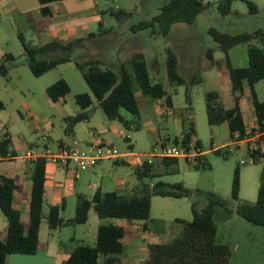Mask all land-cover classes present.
I'll use <instances>...</instances> for the list:
<instances>
[{
    "label": "rangeland",
    "instance_id": "rangeland-1",
    "mask_svg": "<svg viewBox=\"0 0 264 264\" xmlns=\"http://www.w3.org/2000/svg\"><path fill=\"white\" fill-rule=\"evenodd\" d=\"M219 0H203L208 7L196 17L192 24L175 23L171 26L167 35L154 34L152 29H146L133 33L130 27L142 22L149 21L157 15L160 8L168 0H65L70 12L78 17L85 10L97 16L102 26L101 32L95 30L96 46L93 40L85 43L84 48H77L72 53V58L80 61L86 59H100L101 69H115L130 56L128 52H140L144 55L145 63L152 82H160L172 98L174 113L161 103H157L137 93V103L141 113L140 130L126 128L115 123H110L97 107V102L90 92L86 82L76 69L73 62L60 65L50 70L43 77H34L27 66V57L23 54L20 36L28 45H38L39 24H34L26 30L20 19L5 12L7 2L0 8V53L9 52L14 60L7 62L9 69L6 78H0V135L5 129H9V135L14 138L32 137V142L39 146L46 144L43 136L51 137L52 140L60 138L63 131L60 122L54 117L53 110L45 104L44 90L49 85L63 79L69 86L70 92L65 97L66 102L56 105L58 109L64 106L69 114L76 107L74 96L88 94L93 101L94 109L100 119L94 117L95 132L104 142L111 143L118 150L119 155L131 151L127 144L131 142L132 151L141 155L146 160L153 147L155 133L158 132L160 143L173 144V138L182 130V121L185 125L195 128L196 136L203 151L202 162L196 169L184 161L177 165V174L161 178L168 183H181L184 188L192 192L190 196L175 197H150V217L146 222L150 237L157 243H169L178 238L183 231L182 225L176 220L190 222L192 220L191 206L196 205L198 210L205 206L204 194L214 193L228 203V211L219 210L214 214L216 225L215 242L225 246L228 250V264H264V227L252 224L236 214L235 209L243 203H254L257 199L261 177L264 173L263 162H251L235 149L211 150V145L220 147L227 141L228 130L226 125L210 126L207 122L205 110V97L208 93H217L223 104L230 101V82L228 76V64L237 66L240 59L247 60V45L240 44L225 54L218 43L209 34L210 29L228 35L241 33H253L264 29V0H252L258 8L256 14H249L248 9L241 1H234L230 13L222 16L217 9ZM5 9V10H4ZM121 10L125 13L122 18H117L112 12ZM157 28V27H156ZM99 34V35H98ZM259 46V45H258ZM171 51L177 59V73L186 84L170 85L166 76L167 52ZM132 53V54H133ZM131 54V55H132ZM108 60V66L103 62ZM199 81L192 84V79ZM23 91L25 98L19 94L18 89ZM257 97L264 100V79L254 86ZM30 91V92H29ZM28 102L35 108H40L53 122L54 128L45 125L42 121V130H31L25 113L24 103ZM190 107V109H186ZM126 112V111H124ZM160 112V113H159ZM18 113L22 117L19 118ZM127 113V112H126ZM29 123V124H28ZM109 124H117L125 140L120 134H115ZM152 125V126H151ZM37 128L39 126H36ZM89 127V126H87ZM92 126L90 125V128ZM152 128V129H151ZM85 127H83L82 133ZM159 144V143H158ZM84 148V147H83ZM86 149V148H84ZM245 160L244 164L240 160ZM17 164L14 161H1L0 174L10 173ZM239 171L238 200L231 198V185L235 168ZM128 173H133L129 166L123 167ZM200 191L201 195L195 194ZM73 205L68 203L65 213L61 214L66 219L72 212ZM71 217H74L71 214ZM0 218L5 222L0 211ZM114 219L101 220L93 209L88 212V220L83 225L69 226L62 229L61 233H53L48 230L47 221L41 222L40 240L53 242L60 246L86 245L93 247L99 224H105ZM144 224L143 221H136ZM75 238V240H72Z\"/></svg>",
    "mask_w": 264,
    "mask_h": 264
},
{
    "label": "trees",
    "instance_id": "trees-1",
    "mask_svg": "<svg viewBox=\"0 0 264 264\" xmlns=\"http://www.w3.org/2000/svg\"><path fill=\"white\" fill-rule=\"evenodd\" d=\"M40 13L47 18L51 15L50 6L65 0H36ZM234 1L245 4L249 14L258 12L257 5L252 0H219L217 9L220 15L230 13ZM208 4L203 0H168L160 8L157 15L149 21H142L130 27L133 33L152 29L154 34L167 35L175 23L192 24ZM117 18H122L125 13L121 10L112 12ZM157 27V28H156ZM210 36L216 41L220 49L227 54L233 47L246 44L248 65L243 68H234L228 64V76L233 94V106L225 108L217 93H208L205 97V110L207 122L210 126L226 124L232 140L245 137L246 132L239 110V100L243 94V84L250 89L252 106L257 119V127L264 129V101L257 99L254 86L264 79V29L253 33H241L228 35L210 29ZM24 54L27 57V66L34 77H41L53 68L73 62L88 85L91 94L98 102L99 108L108 120L118 121L124 127L129 128V122L121 115L126 111L136 117L139 107L136 99V91L150 99H164L168 107H171V96L160 82H152L149 77L144 55L140 52L133 53L130 58L114 69H101L97 59L83 58L76 61L72 53L80 48L83 40L76 39L70 42L57 40L43 44L37 48H30L20 36ZM259 45V46H258ZM14 60L11 54H5L0 59V78H6L9 69L7 62ZM166 76L170 85H184L186 81L177 73V59L171 52H167ZM192 79V84L198 82ZM70 92L68 84L60 79L45 89V95L53 102H58ZM76 105L82 112L64 117L65 132H69L77 123L88 118L86 112L92 104V98L88 94L74 96ZM2 104L0 103V109ZM189 109V107L187 108ZM186 122H184L185 124ZM181 138L174 139V144L184 146L189 140L194 139L192 125L187 126ZM197 142V141H196ZM197 144L200 146L199 142ZM9 142L0 141V154L6 155ZM264 158V156H262ZM162 161L175 165L178 159L163 158ZM255 162H262L257 160ZM45 160L38 159L31 164V188L28 206V220L26 226L21 222L20 213L12 206L13 193L16 184L13 179L0 177V211L7 222L6 237L0 239V264H6L7 257L12 254L35 255L43 249L39 241L40 224L44 218V182ZM264 163V162H263ZM200 164L193 165L196 169ZM137 169L142 172L146 167ZM176 173V172H175ZM239 171L235 168L231 185V198L238 200ZM191 191L184 188L181 183L168 184L162 181L156 182L151 187H142L139 194L131 197H122L113 192H101L97 190L88 200L78 197L74 217L62 221L59 217L60 208L49 207L46 216L47 227L53 231L61 226L83 225L88 220V212L93 209L97 217L105 219H125L128 221H146L150 217V197H187ZM195 194L201 195L200 191ZM205 206L198 210L196 205L191 206L192 220L183 222L182 234L164 244H148V257L144 264H228V250L225 246L215 242L216 225L214 214L219 210L228 211V203L214 193L204 194ZM236 214L246 221L264 227V173L261 177L257 199L254 203H243L236 207ZM125 236L122 227L113 224H100L97 228L95 244L93 247L78 245L65 261V264H98L99 255H120L123 247L121 240ZM103 264H120L117 259L106 258Z\"/></svg>",
    "mask_w": 264,
    "mask_h": 264
},
{
    "label": "crops",
    "instance_id": "crops-1",
    "mask_svg": "<svg viewBox=\"0 0 264 264\" xmlns=\"http://www.w3.org/2000/svg\"><path fill=\"white\" fill-rule=\"evenodd\" d=\"M5 1L7 2V6L5 7L6 10L4 9L5 12L12 14L16 19H20L21 24L26 30L30 29L34 24H39L38 38L40 40V43L38 45H28V47L30 48H37L43 44L49 43L54 40L60 42H70L76 39L83 40L80 48H84L85 43L90 40L94 41L93 42L94 48L98 46L95 43V41L97 40H94V38L96 37L95 30H97V32L100 33L102 26L104 25L101 23L99 19V15L96 16L95 13L91 14L89 10H85L81 15V17H83L84 19H82L78 23H75L78 21L77 19L78 17L74 15V12L69 11L68 7L65 4L66 3L65 1L51 5L50 6L51 15L47 18L41 15L39 10V5L36 0H5ZM3 6H4V0H0V8ZM132 53L133 52L129 51L128 56H131ZM5 54H10V53L7 51H2L0 53V59ZM23 54H24V50H23ZM97 60H99L100 63L102 62L100 59ZM103 62L107 66L109 65L108 60L103 59ZM247 65H248V56L246 62L243 61V59H240V63L237 66H234V68H243L246 67ZM117 68H115L114 70H116ZM44 75H46V73ZM44 75H42L41 77H43ZM17 91L19 92L20 95H22L25 98L23 91L19 89ZM137 94L139 93L136 92V98H137ZM44 95H45V90H44ZM66 96L61 98L58 102L53 103L45 95L46 100L44 102L46 106H48L50 109L53 110L54 117L58 122H60V129L63 131V135L60 138L56 139V141L52 140L51 137L46 136V140L44 139L43 140L46 141L47 143L46 144L44 143L43 145L39 146L35 141L32 142L33 139L31 136L28 137L27 139L14 138V135H9L8 128L2 132V135H0V141L7 139V141L9 142L6 155L11 156L10 159H2V157L6 155L0 154V162L1 161L17 162V164H15V166L10 171V173L0 174V177H6L14 180L16 184V190L13 193L12 206L15 210H17L20 213L21 222L25 226L28 220V206H29V197H30V188H31L30 168L32 164L24 158L26 152L30 151L36 154L39 153L41 154L44 152L45 148H50L51 151H56L58 146H67L70 148L76 147L82 151H88L91 142L111 144L109 142H104L102 138L95 132V128L97 127L94 124H92L94 121L93 119L94 117L100 119L101 116H99L97 112L92 113L95 107L93 106V104L89 109L86 110L88 114V118L84 121L77 123L69 132H65L66 125L63 121V118L68 116H74L82 112V110H80V108L77 105L76 107L73 108V113L71 114H69V112L65 110L64 106L61 107V110L58 109L56 105L65 103ZM141 96L143 95L141 94ZM257 99L259 101H264V100H260L258 97ZM154 101H156L157 103H161L162 108L166 106L169 109L170 113L171 112L174 113L172 98H171V107H168L166 105L165 100L163 98L156 99ZM233 104H234L233 94L230 85V101L227 104H223V105L225 108H230L233 106ZM238 106L242 115L245 132H248L253 128H256L257 119L252 106L250 89L246 83L243 84V94L239 100ZM97 107L99 108L98 102H97ZM24 108L28 120H30L29 122L30 124H32V126H29L31 130L33 131L37 129L42 130L43 128H45V125H49L51 128H54L52 120H50L48 116L45 115V113L40 108H35L28 102L24 103ZM99 110L101 111L100 108ZM101 113L103 112L101 111ZM18 115L19 118L22 117L20 113H18ZM121 115L129 122V128H135L137 130L138 129L140 130V120H141L140 109L136 117L124 111H121ZM42 121L45 122L43 128L40 127L43 124ZM109 121L110 123H115L114 121L111 120ZM116 122L119 125H122L118 121ZM90 125L92 126L91 128ZM109 125L111 126L115 134H120L122 135L123 138H125V140H130L128 136L124 137L123 133L120 131L119 126L117 124H109ZM36 126L39 127L37 128ZM182 126L183 127L179 135L176 134L173 140L181 138L182 135L185 132H187L188 127L183 123V121H182ZM83 127H85V129L84 132L82 133ZM192 128L194 130V139L197 142H199L195 133L193 118H192ZM153 132L156 134L153 139V144L160 143L161 139L158 135V132L156 130H153ZM162 143H166V142L161 141V144ZM83 147L86 149H84ZM132 147L133 145L131 144V142L128 143L127 149L131 151L122 153L120 155V158L118 159H107L100 161L93 168L79 173L78 177H75L76 170L73 164H69L67 167H63L60 165L46 162L45 182H44V207H43L44 218L46 219L49 207H58L60 208L59 217L62 221L65 222L73 218L71 217V214L73 216L75 214L78 197H84L90 200L97 190L101 192H113L122 197H131L133 195L139 194V190L142 187H151L156 182L162 181L161 178L168 177L177 174L179 172L177 165L182 160H178L175 165H171L169 162L162 161L160 159H154L153 163L150 166L146 167L144 171L138 172L137 164L143 162L145 159L142 160L140 158L141 155L132 151ZM217 148L227 149L229 151L232 148L240 151L245 156V158L248 156L245 147L235 145V143L230 137L229 131H228L227 141L222 145H220V147H216V150ZM125 166L131 167L133 169V173H128V171L124 170L123 167ZM168 184H175V183H168ZM68 203L73 205V209L72 212L70 211V215L66 219H63L61 214L65 213ZM105 224H113L123 228L125 232V236L121 240L123 250L120 255H108V256L99 255L98 264H103L106 258L117 259L120 264H144L145 260L148 257V244L150 243L161 244V243H157V241H153L154 239L150 237L151 232L148 230V226L146 222H144V224H140L137 223L136 221H128L125 219H114L113 221H107ZM41 225L42 224H40V229H39V241L44 246L43 249L38 251L35 255H19V254L9 255L6 260V264H65V261L75 249V246L73 245L58 246L53 242H42L40 240ZM65 227H69V226H61L53 231H50L53 233L52 237H54L56 233L60 234L62 229H64ZM6 230H7V222H5L2 218H0L1 240L5 239ZM72 240H75V238H73ZM94 244H95V240H94Z\"/></svg>",
    "mask_w": 264,
    "mask_h": 264
},
{
    "label": "built area",
    "instance_id": "built-area-1",
    "mask_svg": "<svg viewBox=\"0 0 264 264\" xmlns=\"http://www.w3.org/2000/svg\"><path fill=\"white\" fill-rule=\"evenodd\" d=\"M46 140V136L43 137ZM236 146L245 147L248 154L247 159L251 162L260 160L264 162V129L258 127L246 132L242 139L233 140ZM211 150L215 151L214 144L211 145ZM202 147L199 146L195 139L189 140L184 146L178 144L155 143L151 149L147 159L137 164V169H142L144 165H151L154 159L174 158L182 160L189 165H197L202 162L203 157ZM10 155L2 157V159H10ZM24 158L35 163L38 159H44L45 162L67 167L69 164L75 166V177L79 173L93 168L97 163L107 159H118L120 155L116 147L111 144L100 142H91L88 151H82L76 147L58 146L56 151H51L50 148H45L43 153L26 152ZM241 164L245 160L240 161Z\"/></svg>",
    "mask_w": 264,
    "mask_h": 264
}]
</instances>
